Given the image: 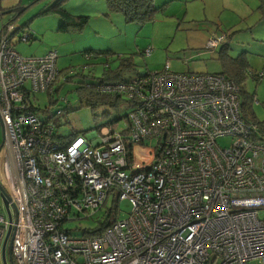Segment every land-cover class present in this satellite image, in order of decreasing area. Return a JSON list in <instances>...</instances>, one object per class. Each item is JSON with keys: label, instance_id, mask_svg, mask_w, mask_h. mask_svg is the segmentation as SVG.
Returning a JSON list of instances; mask_svg holds the SVG:
<instances>
[{"label": "built area", "instance_id": "1", "mask_svg": "<svg viewBox=\"0 0 264 264\" xmlns=\"http://www.w3.org/2000/svg\"><path fill=\"white\" fill-rule=\"evenodd\" d=\"M18 29L9 22L0 36L3 264L6 239L8 264L10 246L13 264H264V133L244 119L234 80L173 72L168 62L123 82L88 80L87 88L132 105L128 126L63 141L32 100L54 93L58 52L21 55L12 46ZM21 33L23 43L33 36ZM227 38L210 36L207 50ZM226 137L233 143L223 149ZM111 200L131 211L104 232L66 228Z\"/></svg>", "mask_w": 264, "mask_h": 264}, {"label": "rangeland", "instance_id": "2", "mask_svg": "<svg viewBox=\"0 0 264 264\" xmlns=\"http://www.w3.org/2000/svg\"><path fill=\"white\" fill-rule=\"evenodd\" d=\"M55 1L14 0L16 5L26 8V11L12 22L17 27H22ZM167 3L169 6L166 12L156 14L154 21L127 24L122 15L109 14L104 0H70L65 6L70 13L91 18L83 33L59 32V17H43L30 25L36 40L19 42V35L22 34L19 32L13 41L14 48L25 57L58 51V67L65 70L63 76L93 72L98 77L105 67L116 68L120 59L130 57L134 58V70L126 75L127 79L138 74L162 71L167 62L173 72L220 74L222 66L216 54L206 50L207 35L225 31L235 34L230 49L232 56L249 51V57L256 66L264 64V0H155L156 8ZM14 17L16 14L0 17V27L3 21L8 22ZM149 47L153 48V54L150 57L143 56V52ZM87 50L114 51L118 58L107 66L102 62L87 60L83 56ZM81 81L82 78L76 77L73 83H64L56 97L57 103L44 115L41 111L50 106L49 97L46 94H33V103L41 110L38 116L42 120L53 117L51 123L65 137L72 134L87 136L92 132L101 134L105 128L115 123H119L121 129L126 128L132 105L126 101L116 104L88 103L76 91L77 84ZM242 88L244 97L247 95L256 98L249 107L248 102L246 103L248 109L245 115L252 119L253 112L256 120L264 126V78L260 82L251 80ZM3 142L4 133L0 120V149ZM232 143L231 137L218 140V145L223 149L231 147ZM2 201L0 194V205ZM108 205L95 217L73 220L66 228L72 230V235L82 236L85 230H94L108 219L112 222L116 217L125 218L131 211L128 202L113 205L111 200ZM116 207L120 208L119 216ZM0 264H3L1 256ZM249 264L261 263L257 260Z\"/></svg>", "mask_w": 264, "mask_h": 264}, {"label": "trees", "instance_id": "3", "mask_svg": "<svg viewBox=\"0 0 264 264\" xmlns=\"http://www.w3.org/2000/svg\"><path fill=\"white\" fill-rule=\"evenodd\" d=\"M69 1L70 0H56L54 3L49 4L45 8H43L41 12L38 15H36V17L57 16L61 20V25L58 27L59 32L68 33V34H81L84 32L86 27L90 24L91 18L89 16H77V15L70 13L65 8V6L68 4ZM104 1L106 3L109 14L122 15L127 24H132V23L146 24V23L152 22L154 21L156 14L160 12H166L169 6V3H167L161 8H156L155 0H104ZM263 9L264 7L262 8V10ZM30 27L31 26L29 24L22 26V29L20 30L18 29V31L14 34L13 38L19 35V32L20 31L22 32V30L26 28L31 30ZM32 35L33 36L27 43L33 42L36 40L35 34L33 33ZM231 36L235 37V34ZM231 40H232V37H231ZM12 46L15 47L13 42H12ZM230 47L231 46L227 43L223 44L218 49H216L213 53L216 54V58L222 66V73L226 75L228 78L235 80L240 86V89H241L240 99H241L242 114H243L244 119L246 121H252L258 124L261 131L264 133V126L256 120L253 112H251L252 119H250L247 114L245 115L249 105L251 103H254V100H255V98L252 96L246 95L244 97L245 92L243 91V88H242L245 85V83L250 79V77H248L247 75V70L250 69V64L247 58V54L244 52L234 57L230 54ZM43 56H33V57H43ZM83 56H85L86 59L89 61H92V60L99 61L103 59L105 62L104 64L107 66L111 65L118 58L117 57L118 55L114 51L87 50L83 53ZM133 59H134L133 57L120 59L119 65L115 69H111V67H105L102 74L98 77L93 72L92 73L88 72L87 74H84L83 72H79L78 74L73 75V76L68 75V74L64 75L65 77V80H64L63 73L65 72V70L60 71L59 76L57 78V82L55 83V86H54V93L46 94L49 97V101L51 103L50 106L48 108L43 109V111H41L39 108L37 109L35 106L33 107V112L36 113L37 115H39V111L43 112V115L49 113L51 107L57 103L56 97H58L61 88H63L64 83H73V80L76 77L82 78V81L77 84L76 91L80 94L81 97H83V99H86L88 103H91V104L114 103L116 104V103L123 102L118 96L98 94L95 92L94 89L87 88L85 84L88 81V79H93V80L96 79L100 81L101 83L125 81L126 74L134 70V60ZM255 81L260 82V80H255ZM247 102H248V107L246 105ZM67 113L68 112L66 110V114ZM52 118L53 117L47 118L44 121L51 123ZM76 136H80V135L72 134L68 137L62 136L64 138L62 140L67 141ZM58 140L60 141L59 138ZM117 214L118 216L120 215L119 212H117ZM116 218H119V217H116ZM113 222L114 220L112 222L107 221L105 224H102L100 227L96 228L94 231L89 232V234L97 235L98 233H102L105 230H107L109 227H111Z\"/></svg>", "mask_w": 264, "mask_h": 264}, {"label": "crops", "instance_id": "4", "mask_svg": "<svg viewBox=\"0 0 264 264\" xmlns=\"http://www.w3.org/2000/svg\"><path fill=\"white\" fill-rule=\"evenodd\" d=\"M42 1V0H41ZM14 8H20V5L18 4V5H16V2L14 3V0H2V1H0V13L1 12H5V11H8V10H11V9H14ZM103 8V7H102ZM26 11V10H25ZM24 11V12H25ZM108 11V10H107ZM263 12H264V9L262 10ZM24 12H22V13H24ZM41 12V11H40ZM22 13H20L19 15H17L16 14V17H14V18H11L8 22H6V21H3L2 22V24H1V27H0V36H1V34H2V30H3V27L7 24V23H9V22H12V21H14V20H16L17 18H18V16H20ZM39 14V13H38ZM38 14H36V15H38ZM264 14V13H263ZM36 15L27 23V24H29V25H31V23L33 22L34 23V20H36V19H43V17L42 16H39V17H36ZM4 17V16H3ZM61 23V22H60ZM26 24V25H27ZM212 33V32H211ZM209 33L208 35H207V40L209 39V37L210 36H212V35H214V34H226L227 36H228V38H227V41H228V43L227 44H229L230 46H231V44L233 43V40H234V37L233 36H231V35H233L231 32H225V31H216V32H214V33ZM231 37H232V40H231ZM230 49H231V47H230ZM95 51V50H94ZM246 53L247 54V58H248V61H249V64H250V69H248L247 70V72L249 71V70H253V71H256V72H258V71H264V64L263 65H261V66H256V64H254L253 63V59H251L250 57H249V54H251L249 51H243L242 53ZM213 53V52H212ZM43 56V55H42ZM96 62H102V64H104L105 62H104V60L102 59V61L101 60H99V61H96ZM255 63H257V61H255ZM118 65H119V63H118ZM59 68V67H58ZM111 69H115V68H111ZM59 70L60 71H62L63 69H60L59 68ZM258 70V71H257ZM104 71V70H103ZM102 71V72H103ZM102 72H101V74H102ZM128 74V73H127ZM126 74V75H127ZM125 79H127L126 77H125ZM247 82H251V80L249 79ZM246 82V83H247ZM245 83V84H246ZM1 120V119H0Z\"/></svg>", "mask_w": 264, "mask_h": 264}, {"label": "water", "instance_id": "5", "mask_svg": "<svg viewBox=\"0 0 264 264\" xmlns=\"http://www.w3.org/2000/svg\"><path fill=\"white\" fill-rule=\"evenodd\" d=\"M25 10H26V8H23V7H21V8H14V9H11V10H8V11H5V12H1L0 13V17L7 16V15H11V14H17V15H19L20 13L24 12ZM1 123H2V121H1ZM2 127H3V123H2ZM3 133H4V128H3ZM3 144H4V142H3ZM1 149H2V147H1ZM1 149H0V151H1ZM0 189H1V187H0ZM1 191H2V197L4 198L3 199L4 200V203L5 204H8V196H7V194L5 193V191L3 189H1ZM6 244H7V239L5 241L4 249H3L4 264H8L7 263V259H6ZM11 248L12 247L10 246L9 247V261H11V263H13V259H12V255H11Z\"/></svg>", "mask_w": 264, "mask_h": 264}, {"label": "clouds", "instance_id": "6", "mask_svg": "<svg viewBox=\"0 0 264 264\" xmlns=\"http://www.w3.org/2000/svg\"><path fill=\"white\" fill-rule=\"evenodd\" d=\"M198 1H200V0H198ZM207 42H208V40H207ZM227 43H228V41H227ZM206 47H207V45H206ZM149 48H151V47H149ZM153 49V48H152ZM147 50V49H146ZM145 50V51H146ZM206 50H207V48H206ZM144 51V52H145ZM208 51V50H207ZM210 52V51H209ZM214 52V51H213ZM153 54V53H152ZM144 56V55H143ZM249 72H251V73H253V75L252 76H250L249 75ZM178 73V72H177ZM188 73H190V74H202V73H191V72H184L183 74H188ZM260 73H264V71H261V72H256V71H253V70H249L248 72H247V75H248V77H250V80H253V81H255V80H262L263 78H264V76L262 77V78H258L257 77V74H260ZM220 74H222V75H224L223 73H220ZM135 76V75H134ZM224 76H226V75H224ZM227 77V76H226ZM228 78V77H227ZM230 79V78H229ZM94 80H96V79H94ZM94 80H92V81H94ZM125 80H127V79H125ZM231 80H233V79H231ZM91 81V82H92ZM235 81V80H234ZM236 82V81H235ZM237 83V82H236ZM237 85H238V83H237ZM239 86V85H238ZM239 88H240V86H239ZM240 95H241V89H240ZM121 99V98H120ZM256 99V98H255ZM122 100V99H121ZM123 101V100H122ZM240 101H241V99H240ZM241 108H242V106H241ZM4 128V127H3ZM4 145V144H3ZM2 148H3V146H2ZM1 151H2V149H1ZM0 151V152H1ZM8 254H9V251H8ZM9 256V255H8ZM7 257V256H6ZM10 262V261H9Z\"/></svg>", "mask_w": 264, "mask_h": 264}, {"label": "flooded vegetation", "instance_id": "7", "mask_svg": "<svg viewBox=\"0 0 264 264\" xmlns=\"http://www.w3.org/2000/svg\"><path fill=\"white\" fill-rule=\"evenodd\" d=\"M10 263H11V261H10ZM11 264H13V263H11Z\"/></svg>", "mask_w": 264, "mask_h": 264}]
</instances>
